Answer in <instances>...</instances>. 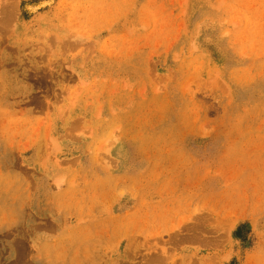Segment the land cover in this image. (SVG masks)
I'll return each mask as SVG.
<instances>
[{"label":"rangeland","instance_id":"374dc122","mask_svg":"<svg viewBox=\"0 0 264 264\" xmlns=\"http://www.w3.org/2000/svg\"><path fill=\"white\" fill-rule=\"evenodd\" d=\"M0 264H264V0H0Z\"/></svg>","mask_w":264,"mask_h":264}]
</instances>
